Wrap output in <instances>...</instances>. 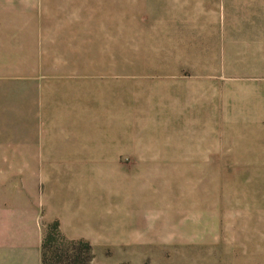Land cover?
Masks as SVG:
<instances>
[{
  "label": "rangeland",
  "instance_id": "obj_1",
  "mask_svg": "<svg viewBox=\"0 0 264 264\" xmlns=\"http://www.w3.org/2000/svg\"><path fill=\"white\" fill-rule=\"evenodd\" d=\"M157 2L126 0L122 6L119 0H95L96 91L119 61L124 67L121 137L127 154L119 166L79 164L92 158V151L84 152L94 148L95 158L103 157L97 151L103 154L113 136L106 128L118 123L96 117L89 124L94 128L87 130V119L68 106L76 103L72 99L53 101L54 117L32 119L35 133H0V149L25 143L35 151L49 146L77 151L78 163L71 165H0V180H41L35 201L45 264H264V165L203 164L212 160L205 159L209 151L200 149L199 119H186L183 125L182 117L170 116L176 107L169 103L168 89L197 83L200 55L206 51L211 61L218 40L199 37V31L217 33L225 5L222 0H190L185 6ZM119 17L124 19L125 49L118 60L108 34ZM100 104L96 101V109ZM79 170L94 187L95 225L89 232L80 230L84 238L70 240L58 224L54 230L56 221L41 219L67 195ZM18 180L15 184H27ZM118 182L120 194L113 191ZM103 207L110 212L104 214ZM106 217L110 226L102 224Z\"/></svg>",
  "mask_w": 264,
  "mask_h": 264
},
{
  "label": "crops",
  "instance_id": "obj_2",
  "mask_svg": "<svg viewBox=\"0 0 264 264\" xmlns=\"http://www.w3.org/2000/svg\"><path fill=\"white\" fill-rule=\"evenodd\" d=\"M119 1L126 5V0ZM189 2L158 0L157 4L185 6ZM222 4L228 9L224 7L222 28L217 33L205 28L198 34L218 39L213 58L210 56L208 62L206 51L200 55L197 83L168 89L169 103L176 107L170 116L182 117L183 125L189 123L186 119H199L200 149L209 151L205 159L212 160L203 164L264 165V0H222ZM121 21L124 19L119 17L118 25L108 34L110 51L118 60L125 49ZM94 53L95 0H0V133H35L32 119L52 118L53 101L72 99L76 103L68 106L78 117L87 119V130L96 117L118 123L106 128V133L113 135L107 150L103 154L96 150L103 157L95 158L94 148L84 152L88 156L92 151V158L79 164L119 166L127 154L126 138L121 137L124 67L119 61L110 79L96 91ZM96 101L101 103L98 109ZM1 152L9 154L0 156L2 166L78 163L77 151L65 153L51 146L35 151L23 143ZM82 173L79 170L72 175L67 195L59 197L55 209L41 219L56 221L70 240L84 238L80 230L86 232L95 225V191ZM13 178L0 180L6 182L0 184V207L4 206L0 209V264H42L35 201L36 182L41 180L35 176ZM41 179L47 178L42 175ZM17 180L27 184L17 185ZM109 180L115 182V178ZM118 184V190L113 191L120 194ZM103 208L104 214L110 212ZM107 220L104 218L102 224L110 226Z\"/></svg>",
  "mask_w": 264,
  "mask_h": 264
},
{
  "label": "trees",
  "instance_id": "obj_3",
  "mask_svg": "<svg viewBox=\"0 0 264 264\" xmlns=\"http://www.w3.org/2000/svg\"><path fill=\"white\" fill-rule=\"evenodd\" d=\"M53 228H54V230H57V229H58V225H57V223H54ZM43 246H44V245L42 244V249H43ZM77 246H78V244H75L74 247H77ZM85 248H87V250H89V246H88V245H86ZM42 264H45V263H44V258H43V253H42Z\"/></svg>",
  "mask_w": 264,
  "mask_h": 264
}]
</instances>
